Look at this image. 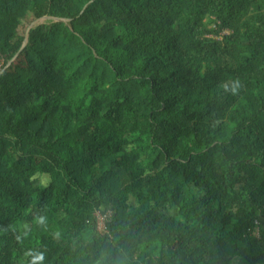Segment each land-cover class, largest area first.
I'll return each instance as SVG.
<instances>
[{
  "label": "trees",
  "instance_id": "trees-1",
  "mask_svg": "<svg viewBox=\"0 0 264 264\" xmlns=\"http://www.w3.org/2000/svg\"><path fill=\"white\" fill-rule=\"evenodd\" d=\"M41 253L264 264V0H0V264Z\"/></svg>",
  "mask_w": 264,
  "mask_h": 264
},
{
  "label": "clouds",
  "instance_id": "clouds-1",
  "mask_svg": "<svg viewBox=\"0 0 264 264\" xmlns=\"http://www.w3.org/2000/svg\"><path fill=\"white\" fill-rule=\"evenodd\" d=\"M241 87H242V83H241V81L238 78L232 80V87L230 89L231 94L232 95H237ZM224 89H225V91H228L229 90L228 87H227V85H224ZM44 222H45L44 217H40L38 219V223H41L42 224ZM42 260H43V254L41 253L37 257H34L33 258L32 264H41V261Z\"/></svg>",
  "mask_w": 264,
  "mask_h": 264
},
{
  "label": "built area",
  "instance_id": "built-area-1",
  "mask_svg": "<svg viewBox=\"0 0 264 264\" xmlns=\"http://www.w3.org/2000/svg\"><path fill=\"white\" fill-rule=\"evenodd\" d=\"M110 213H111V211H108L107 212V214H110ZM107 214H103L101 212H97V216L100 219V223H101V226L102 227H105V221H104V219H105V217H106Z\"/></svg>",
  "mask_w": 264,
  "mask_h": 264
},
{
  "label": "rangeland",
  "instance_id": "rangeland-1",
  "mask_svg": "<svg viewBox=\"0 0 264 264\" xmlns=\"http://www.w3.org/2000/svg\"><path fill=\"white\" fill-rule=\"evenodd\" d=\"M48 182H49V179L47 177L42 179L43 185H46Z\"/></svg>",
  "mask_w": 264,
  "mask_h": 264
}]
</instances>
